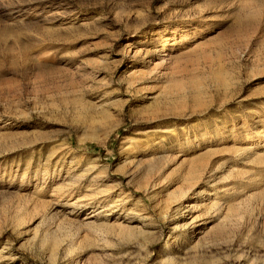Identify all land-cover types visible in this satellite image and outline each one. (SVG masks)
<instances>
[{
  "label": "rangeland",
  "instance_id": "obj_1",
  "mask_svg": "<svg viewBox=\"0 0 264 264\" xmlns=\"http://www.w3.org/2000/svg\"><path fill=\"white\" fill-rule=\"evenodd\" d=\"M0 264H264V0H0Z\"/></svg>",
  "mask_w": 264,
  "mask_h": 264
}]
</instances>
